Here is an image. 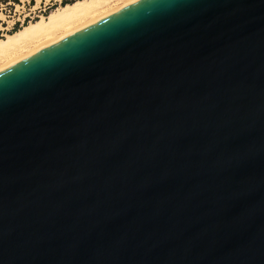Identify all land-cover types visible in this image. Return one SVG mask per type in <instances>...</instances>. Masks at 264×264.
<instances>
[{"label":"water","instance_id":"obj_1","mask_svg":"<svg viewBox=\"0 0 264 264\" xmlns=\"http://www.w3.org/2000/svg\"><path fill=\"white\" fill-rule=\"evenodd\" d=\"M0 264H264V0H142L1 73Z\"/></svg>","mask_w":264,"mask_h":264},{"label":"bare ground","instance_id":"obj_2","mask_svg":"<svg viewBox=\"0 0 264 264\" xmlns=\"http://www.w3.org/2000/svg\"><path fill=\"white\" fill-rule=\"evenodd\" d=\"M140 1L77 0L54 9L0 40V74Z\"/></svg>","mask_w":264,"mask_h":264},{"label":"rangeland","instance_id":"obj_3","mask_svg":"<svg viewBox=\"0 0 264 264\" xmlns=\"http://www.w3.org/2000/svg\"><path fill=\"white\" fill-rule=\"evenodd\" d=\"M77 0H0V40L22 29L31 22L48 16L60 6Z\"/></svg>","mask_w":264,"mask_h":264}]
</instances>
